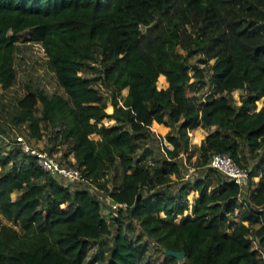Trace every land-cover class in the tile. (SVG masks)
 Segmentation results:
<instances>
[{"label": "trees", "instance_id": "trees-1", "mask_svg": "<svg viewBox=\"0 0 264 264\" xmlns=\"http://www.w3.org/2000/svg\"><path fill=\"white\" fill-rule=\"evenodd\" d=\"M23 35L43 46L67 97L29 90L12 127L46 137L120 206L104 215L90 190L0 148V264H264V0H0L4 89ZM208 77L214 92L201 94ZM215 153L249 171L247 197L209 166ZM192 164L205 174L185 180Z\"/></svg>", "mask_w": 264, "mask_h": 264}, {"label": "rangeland", "instance_id": "rangeland-1", "mask_svg": "<svg viewBox=\"0 0 264 264\" xmlns=\"http://www.w3.org/2000/svg\"><path fill=\"white\" fill-rule=\"evenodd\" d=\"M25 37H26L25 35L21 37L20 47L15 54V68L17 71V77L14 84L8 89H4L0 86V133L3 132L4 135H7L12 140V135L16 130V132L29 136L31 138L29 139L33 144L42 147L46 145V141H47L46 137L43 140L36 141L31 137V135L26 129H19L18 127H16V129L12 128V120L19 112V101L29 93V90H42L49 95L58 93L65 97H67V94L64 88L62 87V85L59 83L55 72L50 67L48 57L46 55L43 46L40 43L25 42L23 41ZM192 62L197 64V62L194 59L192 60ZM199 67H202V65H199ZM159 78L157 83L158 88L166 89L169 85L168 82L164 83L160 81ZM204 92H211V93L214 92L213 83L211 82L210 77H208L207 86L201 90V94H203ZM243 94H244L243 90L233 91L232 95L234 97L236 104L238 105L241 104V96ZM109 106L112 109H110ZM263 106H264V97L257 102V109L259 110ZM106 111L108 113L113 112V106L111 105L110 101H108V107ZM104 123L109 125L114 123V120L105 119ZM161 125L165 126L164 124ZM159 126H160L159 123L155 121L152 125V129L162 135H166L170 130V127L168 126L164 127L165 130H161ZM214 129L215 128L205 129V135ZM198 132L199 130L193 135V139H192L193 143L196 146L200 145L202 139V137H200ZM0 145H2V141H0ZM194 159H196V157ZM254 162L255 161L252 160V163ZM192 165H195L197 167L196 164H192ZM203 174H205V171L199 168L197 173L194 175V178L201 177ZM173 179H174V183L172 184L173 190L177 189L181 185V183L184 182L181 179H177L175 175L173 176ZM257 180L258 177L255 178V181ZM217 184H218L217 177L215 175H212L209 179V188H214L216 187ZM71 188L73 190L86 188L95 195H97V197L102 202L104 215H107L109 209L112 207L110 204L112 201L111 197L108 194H105L104 191L97 189L94 185H90L89 183L83 181L71 185ZM20 193L21 192L19 191L14 192L12 195L13 198L16 199ZM247 194L248 191H244L240 199L247 197L248 196ZM197 197H199L197 192L194 191L190 192L189 194L190 207L194 199ZM63 207L68 208L66 205H64ZM189 214H191V209L184 213V215H189ZM182 217L183 215H179L176 219V223H178L182 219ZM133 225L136 227L138 232H142V229L138 223H135ZM113 230H115V227H113ZM109 242L112 243V240H109ZM156 257L157 256L154 254L153 258Z\"/></svg>", "mask_w": 264, "mask_h": 264}, {"label": "built area", "instance_id": "built-area-1", "mask_svg": "<svg viewBox=\"0 0 264 264\" xmlns=\"http://www.w3.org/2000/svg\"><path fill=\"white\" fill-rule=\"evenodd\" d=\"M16 129V127H12ZM30 137L14 131L12 135V140L4 133H0V141L2 145L0 148H4V155L8 154L9 149H20L22 152H25L36 158L37 164L51 177L60 181L66 186L71 187L79 182H87L92 185L91 181H88L82 169H79L73 165H70L67 162H64L60 156V153L51 154L46 148L45 145L40 147L39 145L33 144ZM43 140V139H42ZM40 141V140H36ZM75 161V159H72ZM209 166L220 171L231 181H234L238 184L242 192L247 191L250 187V175L249 171L241 167L234 158L228 153H215L211 156ZM199 167L195 165L190 166L184 172V179L191 180L194 179V175L197 173ZM112 210H117L120 206L118 203L111 201ZM124 208L127 207L126 203L121 204Z\"/></svg>", "mask_w": 264, "mask_h": 264}, {"label": "water", "instance_id": "water-1", "mask_svg": "<svg viewBox=\"0 0 264 264\" xmlns=\"http://www.w3.org/2000/svg\"><path fill=\"white\" fill-rule=\"evenodd\" d=\"M168 255L174 256L175 258L178 259V261H182L185 258V251H173V250H168L166 251Z\"/></svg>", "mask_w": 264, "mask_h": 264}, {"label": "crops", "instance_id": "crops-1", "mask_svg": "<svg viewBox=\"0 0 264 264\" xmlns=\"http://www.w3.org/2000/svg\"><path fill=\"white\" fill-rule=\"evenodd\" d=\"M169 84V83H168ZM209 133V132H208ZM198 134L200 135V137H202L201 141L204 139V137L207 135H205V129H201L199 130ZM201 144V143H200ZM17 192V191H15Z\"/></svg>", "mask_w": 264, "mask_h": 264}]
</instances>
